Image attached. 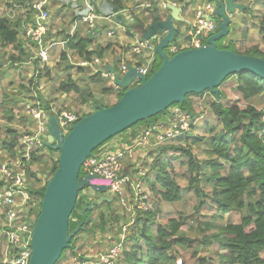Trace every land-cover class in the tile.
<instances>
[{
	"label": "trees",
	"instance_id": "trees-1",
	"mask_svg": "<svg viewBox=\"0 0 264 264\" xmlns=\"http://www.w3.org/2000/svg\"><path fill=\"white\" fill-rule=\"evenodd\" d=\"M9 1L4 0L8 6L16 5L21 7L22 12L26 14H30L32 11L27 3L33 0ZM55 1L56 3H62L63 7H66L68 4L64 0ZM239 1L247 3L245 0ZM251 2L253 3V0ZM259 2L264 3V0H256L254 3L260 4ZM1 3H3L2 0H0V5ZM127 7L132 9L131 4L129 5L125 0H101V8H98L97 11L98 13L103 12L106 14H111L114 11L116 15L117 12ZM22 12L17 20H12L7 16H0V55L1 47L14 45L15 49H18L20 52V55L11 54L9 56L14 63L23 62L22 55H28L30 52L29 48L23 47L19 42V34L22 27ZM249 13V9L242 13L244 24H247L246 15ZM133 15L136 16L135 14ZM80 19L81 15L79 16ZM161 19L162 13L154 6L148 10V14L137 15L132 26H146L151 22ZM73 20L74 22L77 21L74 18ZM261 23L263 24L264 20ZM255 25L254 23V27ZM184 26L185 23L179 25L178 33ZM237 31V25L235 24L231 34H235ZM259 31L264 34L263 29ZM49 33L52 34L51 28L49 29ZM248 33L250 34V30L247 28L242 32V36L246 38ZM62 34V40L68 43L69 48L80 59L92 60L96 56L105 61L109 53L114 54L116 52L118 45L116 42L113 43L110 40L105 46H102L97 43L98 40L95 37H92L90 34H83L79 30H76L73 34H69L68 32H63ZM236 43L235 39H230L225 42L223 47L219 43L218 46L222 49H232L238 53L256 55L264 59V48H261L259 44H251L242 51L238 50ZM128 52L129 47H127L125 53ZM61 57L63 60L59 65H64L62 67L64 77L59 80L60 84L55 92L76 95L75 100L77 102H75V106L81 117L88 114L83 111L81 106L95 101L93 87H100V91L104 94L116 93L118 100L122 97L124 93L122 92L123 89L117 90L113 82L104 78L101 73H94L91 69L79 67L77 72L80 76H84V78H73L71 71L74 67L69 61V51L65 49L61 50ZM118 59L121 63L122 59H128V57L125 56L123 58L120 56ZM113 61H116V59ZM161 64L162 58L156 53V59L152 64L148 77ZM39 66L38 60H36L35 73L38 72V74L31 76V86L29 87L30 89L28 88L32 92L29 98L32 99L36 98L35 92H37L41 78L50 76L51 70L48 66L45 69ZM230 79H235V89L245 100H253L258 96L264 95V78L253 72L246 71L231 74L223 81L221 86ZM206 92L216 99L212 104V111L217 118L218 125L207 126L208 136L195 137L191 132H187L171 143L151 148L149 152L152 155V162L149 165L147 181L151 189L159 194L162 200L168 203L183 200L184 194L187 191H193L198 198L203 197L207 199V202L205 200L201 201L200 205L210 204V206L214 207L215 212L212 215L213 220L205 223L201 243L204 246H211L213 244L219 246L221 250L219 251L220 264H264V109L258 108L252 103H249L244 108L238 103L225 105L222 103L225 96V92L222 89L220 90L219 99L210 91ZM204 93L187 94L183 104L175 103L174 105H179L185 111L194 115L195 108L191 96H200ZM43 102L50 109L52 100L46 98ZM17 104L18 100H15L13 105ZM3 106L0 104V107ZM5 108H9V106H4ZM9 109L6 111V116L8 117V123L11 124L15 121L16 117L12 111L13 107ZM167 113L168 110L151 117L148 122L140 121L137 124L144 126V128L149 127L158 122L159 118L166 119ZM23 119L26 121L24 117ZM6 134V137L2 138L0 128V149L5 150L11 156H15L22 148V136L16 128L9 125ZM121 134L123 133L116 136ZM191 138L192 142L189 141ZM110 140L105 143H108ZM183 141H185L184 144ZM196 144H204L203 151L207 155V159L200 160L195 155L193 146ZM45 148L50 152H55L51 147ZM47 158L48 160L46 161L50 162V172L49 177L42 186L38 185L41 179L37 178L35 172L30 170L28 175V182L33 181L34 183L32 187H29V191L34 198L39 199V210L41 209L47 184L59 167V157L50 156L43 152V148L39 151H34L32 154V164L43 163L44 159ZM179 160H181L182 165L187 167L186 175L189 184L185 187L177 180L175 163ZM80 178H83L82 169ZM84 188L86 189V187H83L80 193ZM79 196L81 197L80 205L73 212L79 219H73L72 230H75L79 226L81 220H86V215L82 211L85 203L88 201H84L85 195ZM90 203L88 202V204ZM104 205L110 207L111 202L104 201ZM94 210H88L87 215L91 217L90 222L84 224L82 230L73 237L67 250H74V243L82 233L92 232L97 228L106 231V214L101 212L98 215V220H94ZM234 210L246 211L242 215L240 222H222L224 216ZM157 215L158 211L152 209L137 214L131 234L127 237L125 250L119 257L117 264H178L182 258L179 249L188 248L193 245L195 240L181 232L183 225L182 218H170L167 223L163 224L158 221ZM217 220H220V222H217ZM207 231H210V233L207 234ZM67 250H64L63 254ZM72 252L74 255H79L77 252ZM197 252L196 250V255ZM63 257L65 255H62L61 259ZM198 260L199 264H208L206 256H200ZM182 263L185 264V261L182 260Z\"/></svg>",
	"mask_w": 264,
	"mask_h": 264
},
{
	"label": "built area",
	"instance_id": "built-area-1",
	"mask_svg": "<svg viewBox=\"0 0 264 264\" xmlns=\"http://www.w3.org/2000/svg\"><path fill=\"white\" fill-rule=\"evenodd\" d=\"M52 1L33 0L27 3L31 7V13L22 12L20 31L26 38V45L33 52L34 59L38 60L39 67L44 69L46 64L52 60V53L56 47L67 43L64 40H55L49 33ZM221 1L226 2V0ZM169 3L176 4L180 8L183 6L191 8L193 5L192 19L184 22L185 26L178 33L176 40L165 49L170 56L183 50L205 46L209 38L218 32L216 1L184 0L180 2L183 5H180L177 0H151L149 5L158 6L157 9L164 12L168 9ZM141 6L143 5L137 6V9ZM76 11L78 15H81L80 24L87 26L92 37L96 36L100 27L98 23L100 14L94 5V0H82ZM128 11L131 13L132 9ZM123 12L124 10H120L117 14ZM229 16L234 20L236 15L229 13ZM258 17L256 24L259 30H264V23H261L264 20V14L258 15ZM77 25L78 21H75L71 34L75 32ZM121 25L123 24H118V26ZM116 34L114 27L107 31V35L111 38L117 36ZM159 39V35L151 39H143L133 34V39L128 45L127 55L130 56L128 59H122L119 68L96 56L92 60L79 58L76 62L72 60L71 56L69 58L76 71L82 67L91 69L94 73H101L104 78L113 82L117 90H120L122 88L116 85L114 74L105 70V65H114L116 72L122 76L130 63L148 76L156 59V46ZM35 74L37 75L38 72ZM35 96V99L29 98L24 103V110L31 119V126L30 131L21 137L22 148L15 156L0 162V208L3 216L0 264H30L31 262L33 228L37 221L39 203L37 204L36 199L29 191L27 171L33 152L46 147L50 116L52 114L57 116L64 135H67L72 126L82 118L77 111L57 107L52 102L48 109L37 92H35ZM166 117L154 125L145 127L139 135L135 133L125 140L116 139L118 137L116 136L99 149L94 150L82 166L83 177L95 175L97 179L104 180L108 186V194L116 197L123 209L132 216L137 217L139 212L149 211L154 207L150 195L143 190V186L147 184L148 171L138 162V158L142 157L140 151L171 143L192 128L193 115L179 105H172L168 109ZM128 192H130V203L126 199L129 197ZM129 231L131 233L128 226L123 228V234L119 241L98 256L80 257V255L73 254V256L63 257L60 261H63V264L70 262L73 264H117L125 250Z\"/></svg>",
	"mask_w": 264,
	"mask_h": 264
},
{
	"label": "water",
	"instance_id": "water-1",
	"mask_svg": "<svg viewBox=\"0 0 264 264\" xmlns=\"http://www.w3.org/2000/svg\"><path fill=\"white\" fill-rule=\"evenodd\" d=\"M214 1L217 2L218 32L209 38L207 45L183 50L173 56L167 53L165 49L178 36L175 22L183 21L181 8L169 3L168 9L161 12V20L140 26L143 39L160 36L156 50L162 64L150 77L130 63L122 76L116 72L114 65L106 64L105 70L114 74L116 85L124 90L116 103L111 106L96 104L95 110L76 122L67 135L63 134L57 116H50L49 137L45 146L60 152L59 167L47 184L33 228L30 264H56L64 250L70 247L73 237L84 224L90 222L88 210H93L104 201H112L103 196L90 204L86 202L82 211L86 220L70 232V217L81 189L87 186L101 192L108 189L107 184L95 182V175L80 178L84 162L96 148L140 121L148 122L175 103L183 104L187 94L210 91L219 99V88L231 74L249 71L264 78L263 58L218 46V41L231 32L233 19L229 13L242 14L249 9V5L239 0ZM135 79L140 81L138 85H133Z\"/></svg>",
	"mask_w": 264,
	"mask_h": 264
},
{
	"label": "rangeland",
	"instance_id": "rangeland-1",
	"mask_svg": "<svg viewBox=\"0 0 264 264\" xmlns=\"http://www.w3.org/2000/svg\"><path fill=\"white\" fill-rule=\"evenodd\" d=\"M9 1V0H8ZM68 4L66 7H63V4L58 2L56 3L55 0L52 1L51 4V16H50V28L52 30L51 37H53L55 40H62L63 38V32H68L71 34L72 25L74 22L73 18L78 21L77 29L83 34H90L85 26H80V20L79 16L77 14L76 8L79 4H81L82 0H64ZM96 0H94L95 2ZM101 1V0H98ZM128 4H131V8H133L137 15H141L145 12H147L149 9H152L153 6H150L147 3H150L149 0H126ZM148 1V2H147ZM247 1L246 4H251L252 0H245ZM3 3L0 5V16H7L12 20H17L18 17H20V14L22 12V8L16 5L8 6L5 4L4 0H2ZM11 2V1H9ZM256 2V1H255ZM12 3V2H11ZM143 3V4H142ZM260 3V2H259ZM13 4V3H12ZM143 5L137 9V6ZM252 8L249 6V14L246 15L247 18V24H244L242 21V14L238 13L237 17L233 20V25L231 26V32L227 36L223 37L218 41L220 46H224L225 42L229 41L230 39L236 40V45L238 47V50L244 51L246 48H248L251 44H259L261 48H264V34L259 31V27L257 26L256 22L258 20V15L264 14V3H253L251 4ZM261 9V10H260ZM138 10V11H137ZM129 12V11H128ZM257 12V16H256ZM76 15V17H74ZM255 18V27L253 20ZM237 25L238 31L233 35L232 30ZM133 25V24H132ZM132 29L135 31L136 37H142L141 27H137V25L132 26ZM99 30L97 31L96 36H94L98 41V44H101L102 46H105L107 42H109L111 39L110 36L107 35V27L106 24L104 26L99 25ZM129 28V26H126ZM250 30V34L246 35V38L242 36V32L246 29ZM75 30V31H76ZM62 32V33H61ZM118 35V34H116ZM238 36V38H237ZM237 38V39H236ZM116 40V38H114ZM113 41V43H115ZM156 42V39H154ZM19 42L27 47L26 43L27 40L20 31L19 34ZM120 44V43H119ZM117 45L119 48L121 46ZM124 50L126 52L127 46L124 44ZM95 46V45H93ZM92 46V47H93ZM119 48L115 52V56H121V57H127V53H122V50L119 51ZM68 50L70 52L69 56L72 57V60L74 62L78 61L79 58L76 56V53L72 51L69 48L68 43H64L62 45H58L55 49V51L52 53V60L46 64L48 68H50V76L42 77L39 86L37 89V93L39 94V97L42 101L46 100V98L52 100V103L55 104L57 107L66 108L69 106L71 107V110L77 111V108L75 106V100L76 95L69 94V96L66 97H58L56 98V88L60 84V79L64 77L63 69L62 67L64 65H59L62 62L61 57V50ZM235 49H237L235 47ZM73 52V53H72ZM171 55L172 52L168 51ZM11 54L20 55V52L18 49H15L14 45H7L1 47V55H0V104L2 106H9V108H12V111L16 117L15 121L11 124L8 123V117L6 116V111L10 110L9 108L0 107V128H1V134L2 138L6 137V130L8 129V125L16 128L18 133L23 136L24 133H27L30 131L31 126V119L26 114L24 110V103L27 99H29V95L32 93L28 88L30 85V78L35 73L36 68V59H34V54L30 50L28 55H22L23 62L21 63H14L9 58ZM111 53L110 55H112ZM110 55H107V58H111ZM128 54V58H129ZM118 57L116 58V61H114L117 68H119L120 62L118 61ZM70 64L71 59L69 58ZM44 67V66H42ZM78 71V70H77ZM76 71L75 68L72 69L71 73L73 75V78H84V76H80V74ZM45 72V71H44ZM151 76V75H150ZM140 81L135 79L133 81V85H138ZM12 85V86H11ZM235 79H230L227 81L224 85H222L219 89L223 90L225 92L224 99L222 100V103L225 105H232L235 103H238L241 107H246L249 103H252L256 105L258 108L264 109V95L258 96L254 98L253 100H245L242 95L235 89ZM30 89V88H29ZM124 92V90H122ZM75 96V97H74ZM94 100L84 106L82 109L84 112L89 113L95 110L96 104H101L103 106H108L112 103H116L118 99L114 96H110V94H104L100 91V87L96 89V94L94 93ZM111 97V98H110ZM18 100L17 105H13L14 101ZM191 100L193 101V106L195 108L194 115L192 117V128L189 132H191L195 137H201V136H208V128L207 126H217V118L215 114L212 111V104L216 100L214 96H212L210 93L205 92L203 95L197 96L192 95ZM75 107V108H74ZM73 108V109H72ZM23 117L26 119V121L23 119ZM29 118V119H28ZM163 118H159V121H162ZM137 126H141L140 124H137L133 126L132 128H137ZM131 129V128H130ZM128 129L127 131H129ZM125 131L124 133H126ZM123 133V134H124ZM192 142V138L189 140ZM185 141H183V144ZM48 148V147H47ZM152 148V147H151ZM204 144H196L193 146V151L195 155L200 159L204 160L207 159V155L203 151ZM54 149V148H53ZM99 149V148H97ZM55 150V149H54ZM149 149H145L141 152L142 157L138 158V162L149 171V165L152 162V155H150ZM43 152L49 154L50 156H54L55 158H58L60 156V152L55 150V152H50L46 148H43ZM13 156L9 155L8 152L5 150L0 149V162L5 161L8 158H11ZM50 158V157H48ZM44 159L43 163L37 164V163H31L29 162V169L27 171V177L29 175V171H33L36 173L37 178L41 179L40 186H42L47 178L49 177L50 172V162H47ZM176 166V172H177V180L182 186H187L189 184L188 178H187V167L181 164V160L177 161L175 163ZM29 180V177H28ZM95 182L106 184L104 180L102 179H96ZM34 185L33 181L28 182V186L32 187ZM143 190L145 193L150 195L151 201L154 202V207L152 210L158 211L157 219L159 222L165 224L168 222L170 218H182L183 219V225L181 227V232L186 234L191 239L195 240L193 245L189 246L188 248H180V253L182 254L181 260H179L178 264H183L182 260L185 261V264H199L198 258L200 256H206L208 260V264H220V258H219V251L220 248L217 244H213L211 246H204L201 243V239L203 238V228H205V223L213 220L212 215L215 212L214 207L210 206V204H205L204 206L200 205L201 201H206V198H198L193 191H187L184 194L183 200L179 202H173L168 203L161 199V196L154 192L149 182L147 181V184L143 186ZM90 190L88 188H84V190L79 194L81 196H84V201L91 202L92 198L97 199V197L92 196L89 197L88 193ZM92 192V191H91ZM129 197H127V201L130 203V192H128ZM107 195V192H101L99 191L98 197ZM111 195V194H110ZM111 197H113L111 195ZM80 196L78 197L76 208L80 205ZM114 200L111 202V206L107 207L106 205L98 206L93 211V218L94 220H98V215L101 212H104L107 217V227L106 231L101 230L100 228H97L95 231L92 232H85L79 235L76 242L74 243L75 247L74 250H67L63 256H73V252H77L79 255L82 256H98L101 253L106 252L108 248H110L114 243L119 241L120 236L123 234V228L128 226V230L133 229V221H135L136 216H132L129 213H127L124 209L121 203H119L118 199L116 197H113ZM37 201V204L39 203V199L35 198ZM100 199V198H99ZM74 209V210H75ZM2 209L0 208V242L2 240L1 237V229H2ZM41 210V209H40ZM40 210L37 213V218L39 216ZM80 211V210H79ZM74 212V211H73ZM246 211H232L224 216V219L222 222H240L241 217L243 214H245ZM75 213H72L70 217V231L73 230L72 225L74 220H78L79 218L77 215L75 216ZM83 218V216H81ZM74 219V220H73ZM217 222H220V220H217ZM210 233V231H207V234ZM130 231L127 235V237L130 236ZM197 252V255L195 251ZM58 264H63V261H60ZM69 264H73L70 262Z\"/></svg>",
	"mask_w": 264,
	"mask_h": 264
},
{
	"label": "crops",
	"instance_id": "crops-1",
	"mask_svg": "<svg viewBox=\"0 0 264 264\" xmlns=\"http://www.w3.org/2000/svg\"><path fill=\"white\" fill-rule=\"evenodd\" d=\"M126 1V0H125ZM150 1V0H149ZM178 1V3H180V2H183V1H181V0H177ZM190 1V0H189ZM127 2V1H126ZM148 2V1H147ZM128 3V2H127ZM143 4V3H142ZM147 4H149V3H147ZM94 5H95V7H96V9L98 10V8H101V1H98V0H96L95 2H94ZM155 5H156V3H155ZM180 5H183V3H180ZM158 7V6H157ZM180 7V6H179ZM182 11H181V17H182V19H183V21L182 22H175L176 23V25L179 27V25L181 24V23H184L185 21H189V20H191L192 19V9H193V5H191V8L189 7V6H183L182 8ZM124 10V12L123 13H121V14H116L115 15V13H114V11L111 13V14H106V13H103V12H99V14H100V17H99V19H98V23H99V25H101V26H104L105 24H106V26H109V27H107V30L109 29V28H112V27H114L115 29H116V32H117V36H115L114 38H116V40H114V38H111L112 39V41L114 40V42H116L117 44H124L125 43V45L128 47V45L130 44V42L132 41V39H133V34L135 33V31H134V29H132V27H131V25L134 23V21H135V17L136 16H134L133 14H135L136 15V12H135V10L136 9H134L133 8V10L131 11V13L130 12H128V10H130L129 9V7H127L126 9H123ZM138 11V10H137ZM163 12V11H162ZM144 14V13H143ZM145 14H148V11L147 12H145ZM120 23H122L123 25H121V26H118V24H120ZM79 25V24H78ZM85 26L86 27V29H87V26L85 25V24H80V26ZM126 26H129V28H127ZM119 44V46H121V48H119L118 46L116 47V50L119 48V51H121L122 50V53H124L125 51H123L124 50V45H120ZM73 53V52H72ZM111 53H109L108 55H110ZM115 54V53H114ZM114 54H112V55H110L111 56V58L109 59V58H106V60H105V62H111L112 64H115L114 63V59H116L117 57H119V56H115ZM127 57H128V55H127ZM93 89H94V93L96 94V87H93ZM72 94V93H71ZM109 95V94H108ZM66 96H69V94H60V93H56V98H60V97H66ZM110 96H114L115 97V100H116V98L118 99V95L116 94V93H111L110 94ZM75 97V96H74ZM111 98V97H110ZM48 99V98H47ZM114 103H112V104H110V105H108V106H111V105H113ZM87 104H85V105H82L81 107L83 108L84 106H86ZM75 108V107H74ZM66 109H69V110H71V107L69 108V106L68 107H66ZM73 109V108H72ZM75 109H77V108H75ZM84 109V108H83ZM77 111H78V109H77ZM90 113V112H89ZM143 129H144V126H137V128H131L129 131H127L126 133H124V134H122V135H120V136H118V137H116V139H118V138H122L123 140H125V139H127L128 137H130V136H133L135 133H137V135H139L142 131H143Z\"/></svg>",
	"mask_w": 264,
	"mask_h": 264
},
{
	"label": "flooded vegetation",
	"instance_id": "flooded-vegetation-1",
	"mask_svg": "<svg viewBox=\"0 0 264 264\" xmlns=\"http://www.w3.org/2000/svg\"><path fill=\"white\" fill-rule=\"evenodd\" d=\"M86 188H88V189L90 190V191L88 192V193H90V194H89V197H92V196L97 197V199L92 198V200H99V198H102V197H103L102 195H101V197H98L99 191L94 190L92 187L87 186ZM91 191H92V192H91ZM106 192H107V195L105 194L104 196H108V197L113 201V200H114V198H113L114 196L112 195L113 197H111V195L108 194V189L106 190ZM106 192H105V193H106ZM92 200H91V201H92ZM112 201H111V202H112ZM103 203H104V202H103ZM103 203H101L99 206L103 205ZM84 221H85V220H81L80 223H83ZM80 223H79V224H80Z\"/></svg>",
	"mask_w": 264,
	"mask_h": 264
},
{
	"label": "clouds",
	"instance_id": "clouds-1",
	"mask_svg": "<svg viewBox=\"0 0 264 264\" xmlns=\"http://www.w3.org/2000/svg\"><path fill=\"white\" fill-rule=\"evenodd\" d=\"M237 15H239V14H237Z\"/></svg>",
	"mask_w": 264,
	"mask_h": 264
}]
</instances>
